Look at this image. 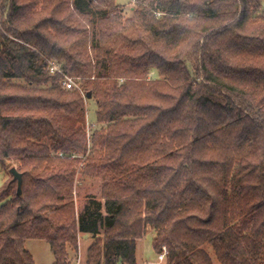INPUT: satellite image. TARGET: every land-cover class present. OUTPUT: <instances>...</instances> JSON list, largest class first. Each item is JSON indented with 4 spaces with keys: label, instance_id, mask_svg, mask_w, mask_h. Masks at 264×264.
I'll use <instances>...</instances> for the list:
<instances>
[{
    "label": "trees",
    "instance_id": "obj_1",
    "mask_svg": "<svg viewBox=\"0 0 264 264\" xmlns=\"http://www.w3.org/2000/svg\"><path fill=\"white\" fill-rule=\"evenodd\" d=\"M122 3L0 0V168L23 174L0 189V264H36L32 238L72 264L79 232L87 264H137L150 226L167 264H264V0ZM88 152L105 182L78 212Z\"/></svg>",
    "mask_w": 264,
    "mask_h": 264
},
{
    "label": "rangeland",
    "instance_id": "obj_2",
    "mask_svg": "<svg viewBox=\"0 0 264 264\" xmlns=\"http://www.w3.org/2000/svg\"><path fill=\"white\" fill-rule=\"evenodd\" d=\"M123 2L122 12L124 18L131 17L134 13V8L137 5L135 0H120ZM154 76H158L157 69L153 71ZM97 109L98 104L95 98H87V118H86V129L88 139L91 141L92 133L96 129H100L101 125L97 124ZM62 151L58 152V155H62ZM89 155L79 154L80 161L76 163V185L74 191V201L78 212L83 211L85 205L90 201L91 196L101 198L102 188L105 182L103 177H91L82 173L84 164ZM19 163L11 160L8 162L7 169L12 166H18ZM12 176V173H11ZM7 181L6 172L0 169V189L5 185ZM156 233L152 229H148L144 238L138 241L137 246V264H167V259L159 254L154 248V237ZM94 239L91 234L85 232H79V252L71 250L72 264H87L88 248L92 244ZM26 247L33 254L36 264H54L55 256L52 251L51 245L47 240L44 239H28ZM212 252L215 264H220L212 248L207 247Z\"/></svg>",
    "mask_w": 264,
    "mask_h": 264
},
{
    "label": "built area",
    "instance_id": "obj_3",
    "mask_svg": "<svg viewBox=\"0 0 264 264\" xmlns=\"http://www.w3.org/2000/svg\"><path fill=\"white\" fill-rule=\"evenodd\" d=\"M137 1V0H135ZM51 72H62V64L57 62H51ZM63 85L66 89H81L79 84L77 83L76 79L74 77L65 75V79L63 80Z\"/></svg>",
    "mask_w": 264,
    "mask_h": 264
},
{
    "label": "water",
    "instance_id": "obj_4",
    "mask_svg": "<svg viewBox=\"0 0 264 264\" xmlns=\"http://www.w3.org/2000/svg\"><path fill=\"white\" fill-rule=\"evenodd\" d=\"M15 180L18 182V191L21 192L23 183V174L15 166L10 169Z\"/></svg>",
    "mask_w": 264,
    "mask_h": 264
},
{
    "label": "crops",
    "instance_id": "obj_5",
    "mask_svg": "<svg viewBox=\"0 0 264 264\" xmlns=\"http://www.w3.org/2000/svg\"><path fill=\"white\" fill-rule=\"evenodd\" d=\"M0 169H3L5 172H6V176H7V180L11 177V172H10V169H5V168H0ZM148 229H152L154 232H155V230L150 226V227H148ZM156 233V232H155ZM156 236V235H155ZM155 238V237H154ZM138 246V245H137ZM163 257H165L166 258V256L165 255H162Z\"/></svg>",
    "mask_w": 264,
    "mask_h": 264
}]
</instances>
